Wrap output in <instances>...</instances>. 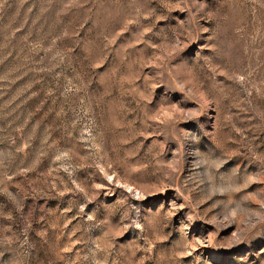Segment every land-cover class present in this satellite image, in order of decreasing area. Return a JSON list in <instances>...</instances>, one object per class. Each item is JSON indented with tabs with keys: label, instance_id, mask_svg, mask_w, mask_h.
I'll list each match as a JSON object with an SVG mask.
<instances>
[{
	"label": "rangeland",
	"instance_id": "374dc122",
	"mask_svg": "<svg viewBox=\"0 0 264 264\" xmlns=\"http://www.w3.org/2000/svg\"><path fill=\"white\" fill-rule=\"evenodd\" d=\"M0 264H264V0H0Z\"/></svg>",
	"mask_w": 264,
	"mask_h": 264
}]
</instances>
